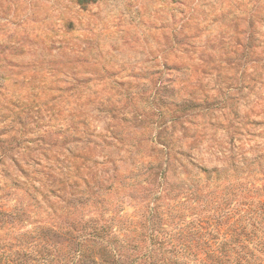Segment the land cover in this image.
Listing matches in <instances>:
<instances>
[{"label": "rangeland", "instance_id": "1", "mask_svg": "<svg viewBox=\"0 0 264 264\" xmlns=\"http://www.w3.org/2000/svg\"><path fill=\"white\" fill-rule=\"evenodd\" d=\"M0 139V209L21 212L0 245L59 208L134 222L163 173L162 211L182 180L264 154V0H0Z\"/></svg>", "mask_w": 264, "mask_h": 264}, {"label": "trees", "instance_id": "2", "mask_svg": "<svg viewBox=\"0 0 264 264\" xmlns=\"http://www.w3.org/2000/svg\"><path fill=\"white\" fill-rule=\"evenodd\" d=\"M17 131H25V125L20 123ZM20 140L13 135L10 143L31 148ZM8 150L7 141L0 139L1 163ZM162 151L167 167L171 147L162 143ZM229 158L227 168L203 169L194 175L196 179L192 175L180 187H170L162 211L155 203L165 190L163 173L157 184L147 176L144 182L150 183L146 190L151 198L142 211L143 205L138 207L136 221L125 220L128 224L115 212L104 219L100 206L96 209L100 217L77 222L67 221L66 209L59 208L57 221L42 219L23 234L34 238L31 244L0 245V264H263L264 255L254 250L264 253V184L255 185L264 181V154L239 161ZM201 172L205 182L199 186ZM10 186L17 188L14 182ZM20 214L15 206L0 209V221L13 227ZM45 216L52 217L50 212ZM48 233L58 239H50Z\"/></svg>", "mask_w": 264, "mask_h": 264}]
</instances>
